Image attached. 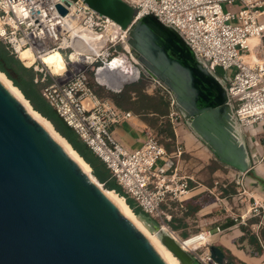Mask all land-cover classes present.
I'll use <instances>...</instances> for the list:
<instances>
[{
    "label": "water",
    "instance_id": "1",
    "mask_svg": "<svg viewBox=\"0 0 264 264\" xmlns=\"http://www.w3.org/2000/svg\"><path fill=\"white\" fill-rule=\"evenodd\" d=\"M62 1L69 5L76 0ZM83 1L124 28L138 15L123 0ZM57 8L61 15L67 14L62 5ZM127 44L143 77L171 96L175 110L218 161L264 189V178L250 168L226 71L219 66L212 72L208 61L154 14L132 25ZM158 235L181 264H200L164 230L159 229ZM209 251L213 262L227 264L218 246ZM0 264H168L1 79Z\"/></svg>",
    "mask_w": 264,
    "mask_h": 264
},
{
    "label": "built area",
    "instance_id": "2",
    "mask_svg": "<svg viewBox=\"0 0 264 264\" xmlns=\"http://www.w3.org/2000/svg\"><path fill=\"white\" fill-rule=\"evenodd\" d=\"M123 1L138 11L126 28L97 14L83 0L69 5L62 0H0V43L25 66L21 54L30 51L34 62L29 68L47 103L106 165L125 195L175 239L169 231L173 213L186 209L191 193L189 179L178 167L182 148L169 153L150 132L142 147L126 149L111 128L134 115L95 94L89 74L98 87L116 94L140 81L141 64L127 38L135 22L154 14L174 27L196 55L208 61L212 72L219 66L226 71L230 103L243 132L260 126L264 132V0ZM58 5L66 15L60 14ZM55 52L64 59L61 73H53L45 62ZM249 57L253 59L248 61ZM123 73L126 78L119 85L108 83L107 75L111 79ZM262 208L258 205L254 212L261 214ZM217 232H222L220 227ZM200 234L211 236L210 231ZM196 260L217 264L210 253Z\"/></svg>",
    "mask_w": 264,
    "mask_h": 264
},
{
    "label": "rangeland",
    "instance_id": "3",
    "mask_svg": "<svg viewBox=\"0 0 264 264\" xmlns=\"http://www.w3.org/2000/svg\"><path fill=\"white\" fill-rule=\"evenodd\" d=\"M89 75L92 81L91 88L94 93L101 98L112 99L110 97V91L105 88L98 87L94 83L92 74L90 73ZM138 82L139 81L127 84L125 88L136 85ZM178 122L180 126H184L188 130L190 129L188 125H185L184 122L181 121V119H178ZM259 130H262L261 126L259 127ZM259 130L252 129L250 133H246L245 131L243 132L242 130V133L250 154V168L255 170L260 177L264 178V132ZM255 135L256 138H254ZM157 137L161 142L158 135ZM256 142L259 143L258 147L256 146ZM226 169L227 170L223 169L225 170L223 172H219V176L213 181L212 192L205 190L199 203L193 204L203 207V218L200 221L198 217L193 215L190 219V224L194 227L198 225L199 222H202V228L199 226L194 227L188 237L183 238L182 231H174L172 228L169 229V231L174 232V235L179 242H181V240L192 239V236L200 234L201 232L209 231L212 235L222 233L221 235H228L230 237L236 236L238 237V248L245 250L247 254L256 257L259 264H264V189L248 175H242L231 167ZM209 176L210 175L208 173L205 180H207ZM216 181L217 183H215ZM208 186L210 187V185ZM254 192L262 195L263 198H259L254 195ZM258 205L259 207H263L261 209V214L254 212V209L258 207ZM178 217L177 224L181 225L182 223H179L181 216ZM138 219L142 221L148 231L157 238L156 235H158V230L161 229L160 223L154 219V224L139 217ZM226 224H229L230 226L227 229L225 228L226 230L223 231V226ZM217 227L221 228V233L217 232ZM255 239L258 241L260 248L258 245L254 244L253 241ZM207 243L208 244H206V242L196 243L191 248L192 250L186 251L196 259L197 256L210 253L209 248L211 246H218V242L212 238H210V241ZM226 261L229 260L227 259ZM234 263L246 264L240 260H235Z\"/></svg>",
    "mask_w": 264,
    "mask_h": 264
},
{
    "label": "crops",
    "instance_id": "4",
    "mask_svg": "<svg viewBox=\"0 0 264 264\" xmlns=\"http://www.w3.org/2000/svg\"><path fill=\"white\" fill-rule=\"evenodd\" d=\"M252 43H257V40H253ZM144 93L156 99L164 96L166 101L171 102L169 103L170 106H162L158 111H148L144 116H139L134 110L128 109L127 111H131L134 117L128 122L112 127L111 130L116 139L128 150H136L142 147L147 134L150 132L159 136L167 152L173 153L178 147L182 148L183 154L181 158L178 159V167L180 173L189 179L191 193L186 202L187 208L182 210V212H177L179 216L182 215V219L179 221V223L182 224H178L179 229L177 231H182V238L188 237L194 227H201L203 224L199 222L198 225L193 227L190 224L192 216H184V213L188 211V208L193 204L199 203L205 190L212 192L213 181L219 176V172L227 170L226 168L228 167L220 163L211 150L190 129L188 130L186 127L179 125L178 119H181L183 122L184 120L175 110L171 96L162 91L155 81L148 80ZM132 96L134 97L133 99H135L134 93H132ZM162 110H164V112H162ZM184 124L186 125L185 122ZM167 128H170L173 137L168 136V133L164 131ZM208 173L210 176L205 180ZM215 183H217V181ZM208 185H210V187ZM254 195L263 198V196L257 194V192H254ZM203 211L204 209L202 207L194 214L200 221L203 218ZM221 234H211L206 244H208L207 242L210 241V238L215 239L218 242V247L224 252L225 256L228 255L233 257L234 262L235 260H240L246 264H259L256 257L238 248V237H230ZM228 256L226 259H228ZM228 262L229 261H227V263Z\"/></svg>",
    "mask_w": 264,
    "mask_h": 264
},
{
    "label": "trees",
    "instance_id": "5",
    "mask_svg": "<svg viewBox=\"0 0 264 264\" xmlns=\"http://www.w3.org/2000/svg\"><path fill=\"white\" fill-rule=\"evenodd\" d=\"M0 72L6 75L13 85L17 87L22 92L24 97L30 102L33 109L47 119L53 125L55 130L63 138H65L73 149L84 159V161L90 165L93 175L107 190L115 191L119 196L125 198L126 203L134 214L137 215V217L149 221L150 223H155V221L146 215L131 198L125 195L122 188L111 176L106 165L94 155V153L80 139L76 132L69 127L56 113V111H54L47 103L42 96V85L34 82V78L36 76L35 71L32 68L25 66L22 61L13 55L2 43H0ZM147 83L148 79L142 77L136 85L124 88L119 94L110 92V97L118 107L124 110L132 109L139 116L146 115L148 111H158L162 106H170L169 103L171 102L166 101L164 96L156 99L144 93ZM132 93L135 94V99H133L134 97L132 96ZM162 112H164V110H162ZM164 131L168 133V136L173 137L170 128H167ZM201 208V206L192 205L188 208V211L184 213V216H193ZM178 213H173V219L170 225L174 231L179 229V225L176 224L178 222L177 218H179ZM180 218L182 219V215ZM229 226V224H226L223 228L225 229ZM253 242L260 248L256 239ZM228 260L229 262L227 264H237L234 263L233 257H228Z\"/></svg>",
    "mask_w": 264,
    "mask_h": 264
},
{
    "label": "bare ground",
    "instance_id": "6",
    "mask_svg": "<svg viewBox=\"0 0 264 264\" xmlns=\"http://www.w3.org/2000/svg\"><path fill=\"white\" fill-rule=\"evenodd\" d=\"M21 59L24 61L26 66L30 67L34 58L31 55L30 51H25L21 54ZM253 57H249L247 60L251 61ZM45 62L52 67L53 73H61L64 70V59L59 52L52 53L45 57ZM108 83L113 84L115 86L119 85L126 77L123 73L119 75L117 78H108L106 76ZM0 79L12 90V92L23 102L28 111L38 120H40L46 127L50 130V132L54 135V137L61 142V144L66 148L69 154L82 166L86 174L89 178L110 198H112L122 209V212L125 216H127L149 239L150 241L162 252L164 258L168 262V264H181L179 259L172 253L169 248L163 244L160 237L158 235L157 238L151 234L148 229L144 226L142 221H140L137 215L131 210V208L126 203L125 198L119 196L115 191H109L104 188V186L98 181V179L93 175L92 168L88 165L84 159L73 149V147L69 144V142L63 138L53 127V125L45 119L42 115H40L37 111H35L29 101L24 97L22 92L13 85V83L6 77L5 74L0 72ZM174 236V235H173ZM210 235L207 234H197L192 239L181 240V246L185 250H192L191 248L200 242L208 241V237ZM175 237V236H174ZM177 240V238L175 237ZM166 247H164L160 242Z\"/></svg>",
    "mask_w": 264,
    "mask_h": 264
}]
</instances>
